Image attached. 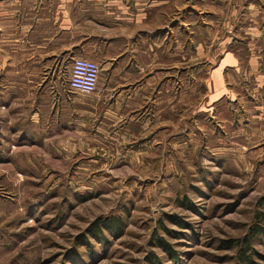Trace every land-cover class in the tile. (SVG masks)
<instances>
[{
	"label": "rangeland",
	"instance_id": "374dc122",
	"mask_svg": "<svg viewBox=\"0 0 264 264\" xmlns=\"http://www.w3.org/2000/svg\"><path fill=\"white\" fill-rule=\"evenodd\" d=\"M202 79L187 118L162 104L132 152L41 137L45 117L18 115L0 90V264H264V235H252L264 228V113L230 104L235 116L218 119Z\"/></svg>",
	"mask_w": 264,
	"mask_h": 264
},
{
	"label": "crops",
	"instance_id": "0c3cea01",
	"mask_svg": "<svg viewBox=\"0 0 264 264\" xmlns=\"http://www.w3.org/2000/svg\"><path fill=\"white\" fill-rule=\"evenodd\" d=\"M76 57L100 66L94 104L68 89ZM194 72L218 119L230 104L264 113V0H0V90L18 115L45 117L41 137L132 152L162 104L187 118Z\"/></svg>",
	"mask_w": 264,
	"mask_h": 264
},
{
	"label": "clouds",
	"instance_id": "9594fccd",
	"mask_svg": "<svg viewBox=\"0 0 264 264\" xmlns=\"http://www.w3.org/2000/svg\"><path fill=\"white\" fill-rule=\"evenodd\" d=\"M70 76L71 87L82 96L92 95L97 87L100 66L91 59L76 57Z\"/></svg>",
	"mask_w": 264,
	"mask_h": 264
},
{
	"label": "trees",
	"instance_id": "16d2710c",
	"mask_svg": "<svg viewBox=\"0 0 264 264\" xmlns=\"http://www.w3.org/2000/svg\"><path fill=\"white\" fill-rule=\"evenodd\" d=\"M259 220H260V223H263L264 224V214L261 215V217H260ZM120 228H121V225L119 224V222H115V224L112 227H110V228L106 226V229L109 230V231H115V230H118ZM92 233L96 235V234L99 233V231L98 230H95V231H92ZM252 235L254 237H257L259 235H264V228L261 225H256L253 228ZM160 247L163 248V250H165V248L167 247V245L163 243V244L160 245ZM247 250H248V248H247ZM242 260H243V262H245L247 264H253L252 261H250V259H249V257L247 256L246 253L244 254V257H242Z\"/></svg>",
	"mask_w": 264,
	"mask_h": 264
},
{
	"label": "built area",
	"instance_id": "2783aa9c",
	"mask_svg": "<svg viewBox=\"0 0 264 264\" xmlns=\"http://www.w3.org/2000/svg\"><path fill=\"white\" fill-rule=\"evenodd\" d=\"M73 64H74V61H73ZM72 71H73V68H72V70H71V73H72ZM71 73H70V75H69L68 82H67V84H68V89H69L70 91H72V92L77 93V92L71 87V81H70ZM100 76H101V69H100V72H99V78H98L97 87H96V90H95L94 93H96L97 90H98V85H99V81H100ZM94 93H93V94H94ZM93 94H92V95H93Z\"/></svg>",
	"mask_w": 264,
	"mask_h": 264
}]
</instances>
